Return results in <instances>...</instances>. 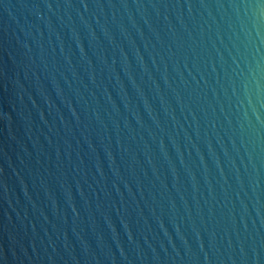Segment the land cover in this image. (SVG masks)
Masks as SVG:
<instances>
[{"label": "water", "instance_id": "water-1", "mask_svg": "<svg viewBox=\"0 0 264 264\" xmlns=\"http://www.w3.org/2000/svg\"><path fill=\"white\" fill-rule=\"evenodd\" d=\"M0 264H264V0H0Z\"/></svg>", "mask_w": 264, "mask_h": 264}]
</instances>
